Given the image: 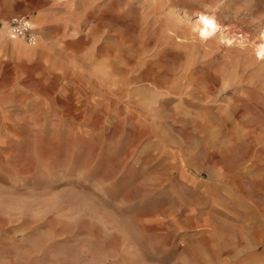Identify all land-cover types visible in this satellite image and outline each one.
I'll list each match as a JSON object with an SVG mask.
<instances>
[{"label": "rangeland", "instance_id": "374dc122", "mask_svg": "<svg viewBox=\"0 0 264 264\" xmlns=\"http://www.w3.org/2000/svg\"><path fill=\"white\" fill-rule=\"evenodd\" d=\"M261 36L264 0H0V264H264Z\"/></svg>", "mask_w": 264, "mask_h": 264}, {"label": "bare ground", "instance_id": "6f19581e", "mask_svg": "<svg viewBox=\"0 0 264 264\" xmlns=\"http://www.w3.org/2000/svg\"><path fill=\"white\" fill-rule=\"evenodd\" d=\"M218 23L217 21L214 19L213 16L208 15V14H204L200 17L199 19V26L200 28L198 29H202L204 30V35L202 34V32L199 30V34L202 35L204 38L206 39H210L211 37H213L216 33H218ZM222 26L219 27V29H221ZM225 31V29H224ZM220 34L222 35V37L224 36L223 31L220 32ZM225 37V36H224ZM221 39V37H220ZM223 40V39H222ZM256 47L258 48V50L260 51V53L262 55H264V37L262 38V36L259 38L258 43H256Z\"/></svg>", "mask_w": 264, "mask_h": 264}, {"label": "built area", "instance_id": "2783aa9c", "mask_svg": "<svg viewBox=\"0 0 264 264\" xmlns=\"http://www.w3.org/2000/svg\"><path fill=\"white\" fill-rule=\"evenodd\" d=\"M12 31L18 35L32 38V26L30 20L25 16H17L10 21Z\"/></svg>", "mask_w": 264, "mask_h": 264}]
</instances>
